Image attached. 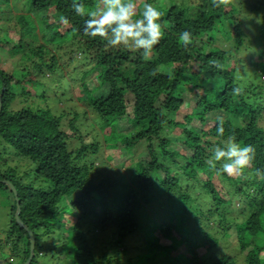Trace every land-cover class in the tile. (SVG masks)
<instances>
[{"label":"trees","instance_id":"trees-1","mask_svg":"<svg viewBox=\"0 0 264 264\" xmlns=\"http://www.w3.org/2000/svg\"><path fill=\"white\" fill-rule=\"evenodd\" d=\"M27 1L35 18L17 16L23 25L20 41L27 34L35 36L36 21L51 38L17 46L14 53L30 63L21 71L0 63V167L6 166L4 175L0 174V191L12 193L4 180L18 191L20 218L36 238L31 264H58L59 255L69 264H118L119 246L138 234L126 264H264V178L255 174L257 169L264 174V106L260 100L264 86L260 80V85L253 83L244 90L236 77L246 72L255 79L264 75V37L247 42L244 33L249 32L233 16L235 8L249 4L230 0V10H226L227 5L215 7L212 0H200L197 5L191 0H149L163 13L164 34L152 50L156 58L144 60L143 50L109 48L101 38L85 36L87 17L76 15L72 0ZM81 2L94 7L97 0ZM136 4L134 19L142 13L141 3ZM62 16L68 24L61 22ZM183 31L192 33L187 47L179 39ZM0 43L13 48L10 39H0ZM61 57L67 65L74 59L94 62L92 70L99 71L95 85L102 95H95L86 80L81 90L105 126L114 127L106 136L107 150L126 152L122 157L108 156L113 164L122 158L117 168H124L130 154L136 156L127 172L116 169L111 176L95 172V162H90L88 154L97 155L99 144L70 150L71 136L60 129L61 118L49 106L38 105L46 85L41 79L33 82V74L51 72L52 84L48 80L47 88L58 91L65 79L58 63ZM26 80L33 83L31 88L24 84ZM106 84L110 91L103 95ZM17 96H22L24 107L14 112L10 105ZM216 114L230 116L223 120L222 136L217 132L220 121L206 127ZM76 119L77 114L70 121L75 132ZM165 125L177 131L162 138ZM229 138L241 147L252 145L256 152L251 168L237 182L223 172L212 173L209 164L211 150L223 147ZM143 143H148L145 153L137 155ZM219 163L215 162V168ZM216 175L233 191L238 190L232 196L238 195L244 210H253L248 217L240 204L226 198L231 193L223 191ZM188 180L202 182L212 207L203 210L182 191V183ZM16 210L14 197L8 220L0 219L6 226H0L4 236L0 237V254L5 253L7 260L0 264H25L30 256L29 236L16 221ZM199 214L206 223L217 221L216 226L203 227ZM171 215L176 226L170 223ZM110 233L114 236L107 242L110 253H106L99 241Z\"/></svg>","mask_w":264,"mask_h":264},{"label":"rangeland","instance_id":"rangeland-1","mask_svg":"<svg viewBox=\"0 0 264 264\" xmlns=\"http://www.w3.org/2000/svg\"><path fill=\"white\" fill-rule=\"evenodd\" d=\"M136 2L141 3V11L143 10V4L145 2H148L149 0H135ZM191 2H195V5H197L200 0H191ZM236 2V0H234ZM241 4H249L248 7H242L239 6L238 9L235 8L233 12V16L241 22V27L245 29L246 31L249 32V34L244 33V37L247 40V42H252L251 40H255L260 36H263L261 34V31L264 30V0H240ZM7 2L6 0H0V6L2 7L0 9V39H10L13 41V48H5L3 46V43H0V51L2 52V55L0 57V63L2 67H7L8 69L11 66H15L18 71H21L23 68H25V65L30 63L22 60L19 56V54H15L17 50L18 45H26L28 42L29 43H44L45 38H51L50 34H45L43 32L42 26L36 21L37 28L34 31L35 36H32L33 34H27L24 36L23 41L21 40L20 33L22 31V23L19 21L17 18L18 15L25 14L26 16H33V11H30V5L28 4L27 0H9V5H6ZM231 5L226 6V10H230ZM241 10V11H240ZM35 18V17H34ZM64 31H67V27L64 28ZM227 37V36H226ZM221 38V37H220ZM218 38V42H222ZM228 39V38H226ZM231 39V37H230ZM230 39H228L230 41ZM228 42V41H227ZM225 42V44L227 43ZM231 42L228 43V46H225V48H228ZM47 47L51 48V45H47ZM254 47H256V44L254 43ZM120 48V47H119ZM65 49H68V46H66ZM133 51V50H132ZM15 52V53H14ZM249 54L248 52H246ZM137 54V53H136ZM61 55V53H60ZM5 56H12L15 59H9ZM142 59L144 60H150V59H155L156 54L154 52H151L148 55H141ZM244 61L246 62L247 57H244ZM79 59V58H78ZM86 59V58H85ZM240 59V56L238 57V60ZM67 59L65 57H61V59L58 61L60 63L61 68H63V73L65 76V79L60 81V89L57 91L56 89H48L47 84H50L48 80L51 81L52 84V78H51V72L48 70L45 71L44 75H39L37 73L33 74V82L35 79H41V82L46 85V88H42L40 93H42L41 99L38 102V105L40 107H47L49 106L51 108V112L53 115L60 117V129L63 132H66L69 134L71 137L68 139V143L70 145V150H75L77 148L82 147L83 145L91 146L92 144L98 143L99 144V150L97 152V155H92V152L89 153V159L90 162H95V167L96 170L95 172H99L100 174H103L105 176H111L112 174H115L116 169H120V171L127 172L128 169L131 168L132 165L135 164L136 162V156H132V158L126 162L124 168H117L119 167V163L122 162L121 159H116L115 163L116 166L113 164L112 160L109 159L108 156H117V157H122L126 154V152L122 151H117L113 150L108 151L107 150V141H106V136L109 132L113 130L112 127H106L105 126V120L102 119L100 116L96 115L97 112L92 109V107L88 104L87 101V95L84 94V92L81 90V85L83 84V81L86 80L92 85V90L95 95H102V90L97 89L96 87V78L97 75L99 74L98 70H92V67L94 65V62L92 61H83L82 60H76L71 61L70 64L64 63ZM230 62V61H229ZM240 70L241 68L238 67ZM92 70V73L89 74L88 76H85L84 78L82 75L89 71ZM243 72L242 70L239 71ZM247 73V72H246ZM246 73L239 75L237 73V80L239 85L245 90L248 89L253 83L260 85V80H261V85L264 86V79L257 77L258 79H255V77L246 75ZM56 81H58V76L55 78ZM28 88L32 87L31 82L28 80L25 81L24 83ZM104 92L103 95L109 92L110 90L108 89V86H103ZM16 92L20 93L19 86L16 87ZM38 97V93H37ZM22 98V96H21ZM20 98V96H17L16 101L10 105V109L14 112L19 111L21 108L24 107L23 100ZM131 100V99H130ZM252 100V99H251ZM261 102L264 106V97H262ZM259 100V101H260ZM132 101V100H131ZM253 101V100H252ZM258 101V102H259ZM192 105V103H191ZM186 108L183 109V113L185 112ZM75 114H77V119H76V125L75 127L78 129V131H74L71 129V124L70 121L75 118ZM223 118V120H226L228 117H230L227 114H216L214 115V118L212 119L211 122H209L206 127L210 128L212 127L216 121H220L219 118ZM111 123H115L114 121H110ZM110 123V124H111ZM163 132H161L162 138H166L170 133L176 132L177 130L173 129L171 126H164L163 127ZM77 132L79 133V137H77ZM148 143H143L140 145V149L136 151L137 155H142L145 153V149L147 147ZM153 145L157 146V140L154 141ZM216 147V146H215ZM178 148V147H177ZM174 149L176 150V145L174 144ZM111 156V157H112ZM222 163H219L215 171L220 169ZM6 169V166H1L0 167V174L4 175V171ZM211 172L213 173L214 170L212 169ZM182 174V172H181ZM217 175H221V172H219ZM216 175V176H217ZM227 177L234 178V180L237 182L241 175H236V176H229L225 173ZM183 178L186 179V177L183 176ZM208 179V177L203 176V180ZM247 180L246 178H243ZM217 183L220 184V187L223 189L225 188V192L227 194L231 193V195H227L226 198L231 200L234 203L240 204L239 209L241 208L244 211V216L248 217L249 216V211H253L252 209H245V206L243 202L240 200V198L233 197L232 195H236L238 190L233 191V188L231 185L226 183L225 179H222L217 176L215 179ZM241 181V179H240ZM181 189L183 192L187 193L188 196H190L191 200L194 202L199 203V205L202 207L203 210L208 209L209 206L212 207V199H210V194L206 193L205 189L202 186V182L198 183L194 180H188L185 183H182ZM255 193V189H252ZM255 199V197H253ZM164 199V198H163ZM205 202L207 204L205 205ZM11 204H12V198L11 194L1 192L0 191V219H2L4 222L8 220V215L7 213L10 212L11 209ZM189 209L192 210L191 205L188 203ZM236 209V210H239ZM193 215V212H192ZM201 216L203 214H199L197 217H200V222L203 225V227H210L212 225L216 226V216L213 217V219L216 221H209V223H206ZM171 225L174 224V220L172 219V215L170 217ZM0 226L3 229H6V226L3 223H0ZM233 231V230H232ZM0 233L3 235L2 231L0 230ZM67 234V238H68ZM65 236V237H66ZM110 236H114L112 233L108 236L107 239L102 238L99 242L103 245V249H105L106 253H110V249L107 246V242L110 238ZM64 237V238H65ZM138 237L140 235L138 234L137 238H128V240L125 241L124 246H119V248L122 250V255H115V258L117 259L118 264H126L127 259H129L132 254L134 253V248L138 242ZM106 238V237H105ZM69 239V238H68ZM137 241V242H136ZM228 243V242H227ZM229 243L233 244L230 240ZM233 251L236 250V245L234 243L233 246ZM6 255L5 253L3 255L0 254V263H5L7 260L4 257ZM61 258L58 261V264H69V260H66L65 262L62 260L63 255H59ZM205 264H209L207 261L204 262Z\"/></svg>","mask_w":264,"mask_h":264},{"label":"clouds","instance_id":"clouds-1","mask_svg":"<svg viewBox=\"0 0 264 264\" xmlns=\"http://www.w3.org/2000/svg\"><path fill=\"white\" fill-rule=\"evenodd\" d=\"M229 3L230 0H212V5L215 7L227 5ZM72 9L76 15L87 17L84 21L83 34L91 38H101V40L105 42L106 47L109 48L125 47L133 51L143 50V53L148 55L152 52L154 46L159 44L160 40L163 38V24L161 23L163 13L147 2L143 4L141 18L135 19L134 17L137 16V4L135 0H97L94 7H87L81 0H72ZM60 20L64 24L69 23L66 17L62 16ZM179 39L183 42L184 47H187L192 43V33L190 31H183L180 33ZM263 76L264 75H262V79H264ZM219 120L220 123L217 126V132L222 136L224 133L223 118L221 117ZM211 151L212 158L209 160V164L214 168V172H216L215 162L224 161L217 171L226 173L229 176L244 175L245 170L251 168L256 155L255 148L252 145L241 147L235 142L234 138H229L224 142L223 147L216 146ZM255 174L264 178V174H262L259 169L256 170ZM3 182L8 185L10 183L9 187L12 190L10 211L12 210L15 197V201L17 200V210L20 208L21 213L18 191L10 181L4 180ZM17 210L15 212V219ZM22 223L24 224L23 221ZM24 226L27 229L20 227L28 233L29 241L30 232L35 239V247L33 250L34 258L36 238L34 233L30 231L25 224ZM55 235H58V233H55ZM0 237L4 236L0 233ZM61 238H64V235L61 236ZM62 241L64 242L65 238ZM63 242H61V244H63Z\"/></svg>","mask_w":264,"mask_h":264},{"label":"water","instance_id":"water-1","mask_svg":"<svg viewBox=\"0 0 264 264\" xmlns=\"http://www.w3.org/2000/svg\"><path fill=\"white\" fill-rule=\"evenodd\" d=\"M1 111H2V99L0 98V115H1ZM10 185V183H9ZM19 213H20V208H18L17 210V213H16V219L17 221L19 222L20 226L27 229L24 224L22 223V221L20 220L19 218ZM30 242H31V254L29 256V259L27 260V262L25 264H30V262L32 261L33 259V250H34V247H35V239H34V236L33 234L30 232Z\"/></svg>","mask_w":264,"mask_h":264}]
</instances>
